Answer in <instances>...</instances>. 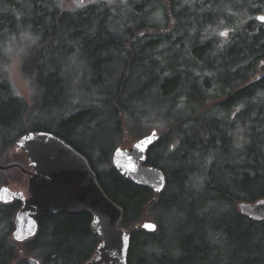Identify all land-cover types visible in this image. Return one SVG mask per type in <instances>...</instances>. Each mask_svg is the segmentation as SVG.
Masks as SVG:
<instances>
[{"label":"trees","instance_id":"obj_1","mask_svg":"<svg viewBox=\"0 0 264 264\" xmlns=\"http://www.w3.org/2000/svg\"><path fill=\"white\" fill-rule=\"evenodd\" d=\"M260 13L264 0H96L76 10L62 0H0V162L39 130L86 155L124 208L123 227L145 215L157 224L134 231L129 264H264V220L238 206L264 197V78L251 80L264 61ZM22 36L31 41L23 70L32 105L6 67ZM152 129L161 136L147 164L167 177L156 200L112 160L125 135ZM20 205L0 202V264H14L21 248L43 264L91 259V214L43 212L37 234L18 242Z\"/></svg>","mask_w":264,"mask_h":264},{"label":"water","instance_id":"obj_2","mask_svg":"<svg viewBox=\"0 0 264 264\" xmlns=\"http://www.w3.org/2000/svg\"><path fill=\"white\" fill-rule=\"evenodd\" d=\"M74 2L81 3L83 0ZM257 20L264 23V14H258ZM262 78L264 72L254 80ZM160 136L159 130L152 129L131 146L116 147L112 156L113 164L123 176L155 191L154 200L167 183L161 168L147 164L148 151ZM16 147L27 154L31 168L28 193L8 185L0 187V202H21L14 217L12 238L15 241L24 242L37 234V217L43 212L89 213L92 216V231L99 243L86 264H129L134 231L139 228L148 231L157 229L154 221L145 218L135 228L123 227L124 208L106 193L86 155L59 135L44 130L28 131L17 139ZM0 168L7 166L0 165ZM238 206L253 220H264V197L241 201ZM14 264L43 263L36 256L20 255Z\"/></svg>","mask_w":264,"mask_h":264},{"label":"rangeland","instance_id":"obj_3","mask_svg":"<svg viewBox=\"0 0 264 264\" xmlns=\"http://www.w3.org/2000/svg\"><path fill=\"white\" fill-rule=\"evenodd\" d=\"M93 1L96 0H83V2L81 3H75L74 0H62V6L66 10H76L79 8H83L84 6H86L87 4ZM256 15L257 14H255V16ZM220 34L225 36L226 31L222 30ZM8 41L9 40L6 38L4 40V43ZM30 44L31 41L28 39V36L27 37L22 36L21 38L12 41L11 45L8 47L7 50L6 67H7L8 75L10 76L11 80L14 82L19 93L29 102V104L32 105L33 97H34L32 83L23 70V61L25 58L24 56L29 55L31 50ZM263 66H264V61H262L261 66H259V69L256 71V73L252 75L251 80L252 79L254 80L256 76L264 72ZM211 105L209 104L208 107ZM36 120L34 126L37 127L47 126L46 122L43 123L42 121H36ZM134 141L135 140L132 138L131 135H125L123 142L119 146L129 147L133 144ZM114 143H115L114 139L108 140V146H113ZM7 152L8 150L4 151V153H2L1 155L2 157L3 156L4 157L2 158L0 165L7 166V168H3V169L0 168V174L3 182L2 185H8L13 189L23 190L27 194L28 178L30 175V171H28L30 168L27 167L28 166L27 154L17 149L16 143L11 147L9 153ZM143 218H145L146 220L154 221L148 215H145ZM20 255H32V254H30L25 250H22L21 248L19 252V256Z\"/></svg>","mask_w":264,"mask_h":264},{"label":"bare ground","instance_id":"obj_4","mask_svg":"<svg viewBox=\"0 0 264 264\" xmlns=\"http://www.w3.org/2000/svg\"><path fill=\"white\" fill-rule=\"evenodd\" d=\"M30 167V166H29Z\"/></svg>","mask_w":264,"mask_h":264}]
</instances>
